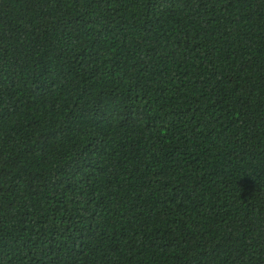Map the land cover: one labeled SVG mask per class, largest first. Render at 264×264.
Instances as JSON below:
<instances>
[{
    "label": "trees",
    "instance_id": "16d2710c",
    "mask_svg": "<svg viewBox=\"0 0 264 264\" xmlns=\"http://www.w3.org/2000/svg\"><path fill=\"white\" fill-rule=\"evenodd\" d=\"M0 264H264V0H0Z\"/></svg>",
    "mask_w": 264,
    "mask_h": 264
}]
</instances>
